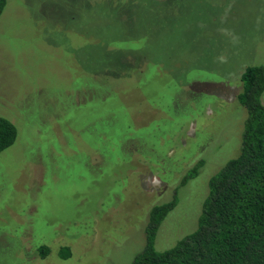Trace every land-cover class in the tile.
<instances>
[{
  "label": "rangeland",
  "instance_id": "obj_1",
  "mask_svg": "<svg viewBox=\"0 0 264 264\" xmlns=\"http://www.w3.org/2000/svg\"><path fill=\"white\" fill-rule=\"evenodd\" d=\"M251 66L264 0H7L0 264H132L176 197L155 243L175 247L240 154Z\"/></svg>",
  "mask_w": 264,
  "mask_h": 264
},
{
  "label": "trees",
  "instance_id": "obj_2",
  "mask_svg": "<svg viewBox=\"0 0 264 264\" xmlns=\"http://www.w3.org/2000/svg\"><path fill=\"white\" fill-rule=\"evenodd\" d=\"M6 5L7 0H0V18ZM242 82L238 102L248 116L240 154L209 181L197 228L175 247L156 250L158 232L175 209L176 197L155 206L149 214L145 248L132 264H264V69L247 68ZM17 136L15 125L0 117V153ZM39 250L41 258L50 252L46 246Z\"/></svg>",
  "mask_w": 264,
  "mask_h": 264
}]
</instances>
